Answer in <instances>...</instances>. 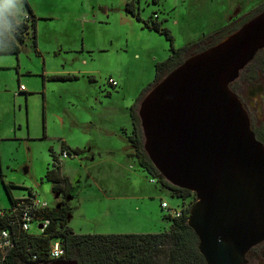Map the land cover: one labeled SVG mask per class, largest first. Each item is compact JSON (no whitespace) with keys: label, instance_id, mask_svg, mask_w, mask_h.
<instances>
[{"label":"rangeland","instance_id":"rangeland-1","mask_svg":"<svg viewBox=\"0 0 264 264\" xmlns=\"http://www.w3.org/2000/svg\"><path fill=\"white\" fill-rule=\"evenodd\" d=\"M26 1L36 16L37 44L30 26L18 55L0 54V207L10 205L4 182L13 185V197L32 190L59 207L62 194L46 172L67 141L82 148L60 158L72 182L69 219L76 233L169 231L160 203L191 208L197 198L164 188L128 155L135 137L130 108L138 101V113L149 85L158 82L157 64L173 48H185L187 58L218 43L264 10V0H133L141 19L127 11L130 0ZM6 3L19 7L8 13ZM7 14L22 21L30 12L23 0H0V18ZM154 22L171 38L146 25ZM56 72L72 77L51 79ZM113 185L122 196L110 200L105 194ZM248 258L264 264V242Z\"/></svg>","mask_w":264,"mask_h":264},{"label":"water","instance_id":"water-1","mask_svg":"<svg viewBox=\"0 0 264 264\" xmlns=\"http://www.w3.org/2000/svg\"><path fill=\"white\" fill-rule=\"evenodd\" d=\"M263 48L264 10L185 58L139 105L148 158L161 177L197 198L187 223L206 264H248L264 242V145L230 88Z\"/></svg>","mask_w":264,"mask_h":264},{"label":"trees","instance_id":"trees-1","mask_svg":"<svg viewBox=\"0 0 264 264\" xmlns=\"http://www.w3.org/2000/svg\"><path fill=\"white\" fill-rule=\"evenodd\" d=\"M29 9L28 19L17 21L12 14H7L0 18V54H19L22 50V43L26 41L27 31L30 26L33 27L34 44L36 40V16L23 0ZM127 11L138 19L140 14L136 12L133 0L126 3ZM148 23V22H147ZM150 28L164 32L171 38L168 29L160 28V25L154 22ZM183 49H172L171 55L156 66V81L163 78L168 72L177 67L185 58ZM72 76L54 74L51 79H69ZM153 84L149 85L151 89ZM147 91V88L145 89ZM144 90V91H145ZM136 101L130 108L131 118L134 124V140L130 143L129 156H133L139 165L147 170L149 174L155 177L158 182L167 189L174 190L181 196H188L191 191L178 188L163 177L148 158L144 151L140 119L136 112ZM62 150L69 151L72 155H78L82 152L80 148H70L65 146ZM56 160L57 157L52 154ZM46 178L52 182L54 192L61 193L63 197L68 196L71 191L72 182L68 175L61 172V163L48 167ZM9 199L13 196L10 191L12 184L5 183ZM182 215L174 218L167 215L172 226L169 231L159 232H128V233H76L73 228L67 224L68 209L65 206L51 208L46 213L51 218L50 229L55 230L56 234L62 236L66 247L67 259H76L78 264H206V261L198 250V238L187 223L190 207H182ZM49 243V237H36L22 234L18 238L17 245L5 258L4 264H46L51 260L46 258V251ZM31 248L27 250L26 248ZM32 254H37L36 260L31 259Z\"/></svg>","mask_w":264,"mask_h":264},{"label":"built area","instance_id":"built-area-1","mask_svg":"<svg viewBox=\"0 0 264 264\" xmlns=\"http://www.w3.org/2000/svg\"><path fill=\"white\" fill-rule=\"evenodd\" d=\"M28 18L30 17L27 15L26 19ZM108 81L114 87L118 85L112 77H109ZM61 154L64 158L72 155L67 150H62ZM61 156H58L56 160L53 158V165L61 163ZM161 208L167 210L166 215L171 217L177 218L182 215V209L172 208L166 201L161 202ZM50 209L47 203L32 190H29L26 196L12 197L7 207H0V264H4L6 256L16 247L18 238L22 234L49 237L46 258L51 261L65 258L66 247L63 237L50 229L52 220L46 215ZM30 248L28 246L26 249ZM37 258V254L31 255L32 260Z\"/></svg>","mask_w":264,"mask_h":264},{"label":"flooded vegetation","instance_id":"flooded-vegetation-1","mask_svg":"<svg viewBox=\"0 0 264 264\" xmlns=\"http://www.w3.org/2000/svg\"><path fill=\"white\" fill-rule=\"evenodd\" d=\"M247 21L248 20H246L245 22ZM263 51L264 48L261 49L255 55L253 60H251L239 72L238 77L230 83V88L239 97L243 107L245 108L249 116L250 126L252 130L254 131L257 139L261 141L264 145V55L262 54ZM69 196V194L66 197H63L62 195V204L59 206L67 207L68 214L70 207L68 205L67 199Z\"/></svg>","mask_w":264,"mask_h":264},{"label":"crops","instance_id":"crops-1","mask_svg":"<svg viewBox=\"0 0 264 264\" xmlns=\"http://www.w3.org/2000/svg\"><path fill=\"white\" fill-rule=\"evenodd\" d=\"M17 20V19H16ZM18 21V20H17ZM37 44V43H36ZM35 44V45H36ZM46 72L44 71L43 72V76H44V78L45 77H47L46 76V74H45ZM58 72H56V74H57ZM53 75H54V73H52ZM51 74V75H52ZM155 77V76H154ZM22 87H23V85H21ZM61 139H64L63 137H61ZM64 145H66V146H70V144L66 141L65 143H64ZM71 147V146H70ZM74 147H72V149H73ZM80 148V147H79ZM80 149H82V148H80ZM82 153V152H81ZM81 153H79V154H81ZM63 174H65V173H63ZM66 175V174H65ZM113 181H115V179H113ZM116 186V185H115ZM114 185L112 186V187H115ZM118 189H119V186L118 187H115V189H113L112 191L113 192H111V193H107V194H105V195H107V199H110V200H114V199H116L117 197L118 198H120L122 195H121V192L122 191H118ZM68 202H69V200H70V196L68 197ZM160 206H161V203H160ZM69 216H70V214H68V216H67V224L70 226L71 224H70V219H69ZM149 226H150V224H149ZM136 232H151V230H147V229H145V228H142L141 230H138V231H136ZM111 233H121V231H118V232H111ZM124 233H128V232H124Z\"/></svg>","mask_w":264,"mask_h":264},{"label":"clouds","instance_id":"clouds-1","mask_svg":"<svg viewBox=\"0 0 264 264\" xmlns=\"http://www.w3.org/2000/svg\"><path fill=\"white\" fill-rule=\"evenodd\" d=\"M18 4H13V3H6L4 4V9L6 12L10 13L13 9L18 8Z\"/></svg>","mask_w":264,"mask_h":264}]
</instances>
